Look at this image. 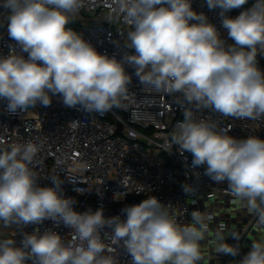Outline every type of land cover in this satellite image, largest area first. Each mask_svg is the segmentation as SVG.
Here are the masks:
<instances>
[{
    "label": "clouds",
    "instance_id": "1",
    "mask_svg": "<svg viewBox=\"0 0 264 264\" xmlns=\"http://www.w3.org/2000/svg\"><path fill=\"white\" fill-rule=\"evenodd\" d=\"M205 3L220 10L228 40L203 11L193 9L192 0H111L106 21L127 25L123 47L135 50L118 60L67 27L85 0H0V15L14 41L8 54L0 55V101L15 113L50 106L52 96L59 95L66 107L103 115L128 98L127 64L141 84L180 93L188 105L236 120H264V0H253L234 17L228 13L249 0ZM230 131L195 120L186 108L170 139L185 160V153L191 154L195 175L202 168L211 181L227 183L232 196L264 225V139H238ZM39 152L40 145L31 141L0 148V224L22 231L51 221L71 229L72 239L66 243L53 229L41 233L39 227L23 233L20 246L0 239V264H118V248L132 264L203 262L201 241L210 216L193 212L191 224H178L156 195L126 204L121 209L126 219L106 217L103 205L78 211L76 199L65 197L60 176L47 177L50 187L39 185L31 167ZM181 188L186 194L195 191L187 183ZM124 195L114 193L113 199ZM229 235L238 238L224 230L216 234V252L238 256L240 249L226 242ZM239 264H264V240L253 241Z\"/></svg>",
    "mask_w": 264,
    "mask_h": 264
},
{
    "label": "built area",
    "instance_id": "2",
    "mask_svg": "<svg viewBox=\"0 0 264 264\" xmlns=\"http://www.w3.org/2000/svg\"><path fill=\"white\" fill-rule=\"evenodd\" d=\"M252 2L249 0L243 8L234 9L228 15H238ZM110 3L111 0H85V6L70 23L80 25L81 29H74L70 24L67 27L81 33L98 52L119 60L124 52L135 54V50L123 47L128 42V26L106 21ZM192 7L197 12L203 11L209 22L216 25L221 37L228 40L219 9L209 10L205 0H192ZM13 43L8 36L6 20L0 15V55H7ZM260 64L264 65V58L260 59ZM125 70L132 76L128 98L120 107L103 115L87 113L79 105L66 107L59 95L52 96L50 106L37 104L15 113L7 110L6 101H0V148L8 149L13 144L29 141L40 145V152L31 165L40 177L39 185L50 187L52 181L47 177L60 176L64 180L65 197L76 199L78 211L103 205L106 217L119 215L126 219L121 212L126 204H136L156 195L178 224H191L193 212L210 216L212 221L214 203L225 198L235 203L236 199L227 183L216 184L202 175V168L195 170L199 176L194 174L190 167L191 154L185 153V160L171 143L177 122L183 120V111L187 108L197 121H214L219 128L231 127L229 135L235 138L252 135L264 139V120H236L221 117L208 109H198L186 104L180 93L168 94L141 84L130 65L126 64ZM80 165L87 167L81 170ZM184 183L193 185L195 191L186 194L181 188ZM76 188L85 191L81 194L75 191ZM114 193L125 195L123 199L114 200ZM37 227L41 233L53 229L66 243L72 239L71 229L54 226L51 221L29 225L22 231L0 224V239H14L20 246L23 233H32ZM117 258L118 264H132L131 256L123 248L117 249Z\"/></svg>",
    "mask_w": 264,
    "mask_h": 264
},
{
    "label": "crops",
    "instance_id": "3",
    "mask_svg": "<svg viewBox=\"0 0 264 264\" xmlns=\"http://www.w3.org/2000/svg\"><path fill=\"white\" fill-rule=\"evenodd\" d=\"M211 212L214 215V219L212 222L208 223V231L205 236V240L201 241V245L206 242V244L209 245L210 242V236H216V234L221 231L220 228L223 225H228V230H226L225 235L229 233H235L236 234V227L245 225L246 223H251L253 218L255 217L253 214L249 213L246 207L242 206V204L239 201H235V203L231 202L230 198H227L225 200H221L218 203H214V205L211 208ZM259 232L264 231V225L258 226ZM258 232V234H260ZM242 238V236L240 237ZM239 238V239H240ZM227 239H233L231 235L227 237ZM264 240V236H255L253 240L246 241V244H250L253 241H260ZM209 247V246H208ZM247 251V250H246ZM244 255L237 256V261H240L243 258ZM206 260H209V257L207 255ZM236 260V259H235Z\"/></svg>",
    "mask_w": 264,
    "mask_h": 264
},
{
    "label": "water",
    "instance_id": "4",
    "mask_svg": "<svg viewBox=\"0 0 264 264\" xmlns=\"http://www.w3.org/2000/svg\"><path fill=\"white\" fill-rule=\"evenodd\" d=\"M258 226H260V224L257 222V218L254 217L251 223H249V224L246 223L245 225H241V226L236 227V234L238 235V238H233L230 240L226 239V242L231 244V245L237 246L240 249L239 255H246L251 250V244H252V243L246 244V241L248 240L251 242L255 236H264V231L259 232L260 230H259ZM223 230H224V232H226V230H228V225H225ZM258 232L260 234H258ZM241 236H242V238H240ZM216 253H217L216 252V244L214 242L210 243V245L208 247L209 259L212 257L213 254H216ZM217 258H219L220 264H226V261H228L227 264H239V261H237V256L234 257V256L226 255L223 253H217ZM209 262H210V260H204L201 263L209 264Z\"/></svg>",
    "mask_w": 264,
    "mask_h": 264
},
{
    "label": "rangeland",
    "instance_id": "5",
    "mask_svg": "<svg viewBox=\"0 0 264 264\" xmlns=\"http://www.w3.org/2000/svg\"><path fill=\"white\" fill-rule=\"evenodd\" d=\"M260 67H261V69H264V65L263 64H260ZM225 199H227V198H225ZM225 199H223V200H225ZM215 239H216V236H210V242L211 243H213L215 241ZM209 245H210V243H209ZM209 245L206 244V242L201 245V247L203 249V255H204L203 261L206 260V258H207V255H208V246ZM209 260H210L209 264H220L219 258H217V253L216 254H213L212 257ZM201 264H206V263H201Z\"/></svg>",
    "mask_w": 264,
    "mask_h": 264
},
{
    "label": "trees",
    "instance_id": "6",
    "mask_svg": "<svg viewBox=\"0 0 264 264\" xmlns=\"http://www.w3.org/2000/svg\"><path fill=\"white\" fill-rule=\"evenodd\" d=\"M71 27H73L74 29L80 30L81 26L80 25H76V24H70Z\"/></svg>",
    "mask_w": 264,
    "mask_h": 264
}]
</instances>
